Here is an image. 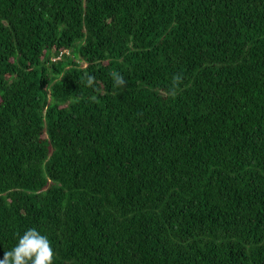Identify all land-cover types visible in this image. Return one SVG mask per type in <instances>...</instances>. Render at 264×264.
<instances>
[{
  "label": "trees",
  "instance_id": "1",
  "mask_svg": "<svg viewBox=\"0 0 264 264\" xmlns=\"http://www.w3.org/2000/svg\"><path fill=\"white\" fill-rule=\"evenodd\" d=\"M30 228L53 264H264V0H0V259Z\"/></svg>",
  "mask_w": 264,
  "mask_h": 264
},
{
  "label": "clouds",
  "instance_id": "2",
  "mask_svg": "<svg viewBox=\"0 0 264 264\" xmlns=\"http://www.w3.org/2000/svg\"><path fill=\"white\" fill-rule=\"evenodd\" d=\"M110 75L115 87H125L126 80L123 75L119 72H112ZM95 82L93 75H86L87 86L94 87ZM182 82V74H175L167 94L172 97L176 96ZM54 256L55 253L48 237L37 229L30 228L19 237L18 243L11 250L5 251L0 264H53Z\"/></svg>",
  "mask_w": 264,
  "mask_h": 264
}]
</instances>
